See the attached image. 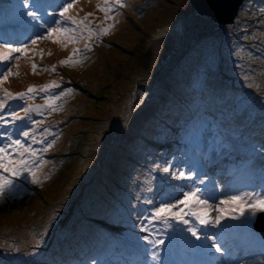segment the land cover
<instances>
[{
	"label": "rangeland",
	"instance_id": "obj_1",
	"mask_svg": "<svg viewBox=\"0 0 264 264\" xmlns=\"http://www.w3.org/2000/svg\"><path fill=\"white\" fill-rule=\"evenodd\" d=\"M63 2H40L43 5L40 26L29 22L31 18L24 14L11 23H0L5 36L8 28L16 33L19 29L29 32L19 36L21 40L0 37V43L30 45L27 56L21 55L17 62L19 67L13 68L19 76H10L0 88L18 93L30 85L36 86L37 94L28 100L31 105L39 101L36 98L43 100L46 95L74 89L55 101L56 111L41 112L48 113L47 129L56 134L45 135L48 140L55 138V144L40 153L45 161H50L37 173L41 183L25 182L30 187L22 195L0 202V253L4 252L7 263L93 264L89 262L91 259L83 262L82 250L87 247L89 253L102 245L99 252L105 253L109 247L114 250L109 256L102 253V261L97 264H264V237L254 225L248 231L235 220L223 221L220 228L202 229L207 235L217 236V243L225 249L223 254L215 249L196 248L194 245H208L210 241H195L181 230L185 226L175 222L166 232L163 224L153 225L167 236L157 261L151 260L144 251L148 246L138 239L145 233L125 231L127 239L117 234V242L109 236L111 229L117 231L121 223L139 228L143 219L138 213L146 217L161 202L174 203L188 190L185 185L205 189L213 204H220L230 195L264 192V172L260 176L259 170L251 174L249 167L251 163L256 168L264 165L261 159L264 155L251 157L262 150L249 146L244 135L237 136L253 120V113L246 112L253 108L239 109V102L242 97L252 101L264 97V80L240 77L236 84L222 73L225 64L234 68V74L239 65L240 60L235 58L242 54L241 50L224 45L221 39L237 32L239 22L223 28L210 14L199 12L191 0H124L126 6L119 9V15L112 11L108 15L114 19H105V13L98 7L104 6L103 0H80L69 15L80 20L92 13L85 19V25L99 28L114 25L108 34L93 35L90 40L68 43L67 47L54 42L55 37L37 40L32 45L31 39L45 34L47 26H55L53 22L60 19L59 6ZM263 3L264 0L253 1L243 8L256 10ZM245 12L253 18L254 13L246 9ZM259 19L264 21L263 15ZM61 26H65L63 22ZM66 26L75 27L70 22ZM249 26H254L253 20L245 24L241 33ZM263 28L264 25L260 26ZM251 40V47L256 48L253 52L260 55L254 63L264 64V54L257 49L264 46V34L251 33ZM86 44L90 50L85 48ZM73 49L81 51L73 55ZM70 56L83 63L60 64ZM33 63L38 65L35 74ZM53 66L56 71H51ZM180 79L184 81L177 82ZM52 81L61 88L39 92L41 86ZM169 81L174 83L170 87L166 85ZM214 85L220 87L219 101L198 98L199 102L206 100V105L210 103L212 109L206 106L196 118L189 121L186 116H178V109H170L178 96L189 98L200 87L207 88L203 91L207 95ZM225 102L228 105L224 106ZM161 112L166 116L163 121ZM196 120L200 121L199 126ZM255 122L260 123L256 119ZM166 126L168 129H161ZM43 130L33 134L36 140L42 139ZM0 131L9 129L0 127ZM123 131L127 134L124 138ZM179 131H185L187 136L183 137ZM247 136L250 140L256 137ZM4 143L7 140L0 138V145ZM121 146L124 150L117 158V148ZM33 147L39 149L44 145L33 143ZM165 167L170 168L169 173H164ZM178 171H195L196 176L191 181L172 179L171 173ZM152 172L158 174L150 180ZM201 179L205 181L203 184L199 183ZM121 185H126L127 190ZM136 190L145 192V200L139 205L132 200L137 208L135 215L129 218V213H118L117 206L120 209L128 206L137 197ZM220 207L238 211L234 205L220 204ZM261 219L264 222V216ZM136 249L127 259L121 255ZM228 257L232 258L230 262ZM4 263L0 260V264Z\"/></svg>",
	"mask_w": 264,
	"mask_h": 264
},
{
	"label": "snow or ice",
	"instance_id": "obj_2",
	"mask_svg": "<svg viewBox=\"0 0 264 264\" xmlns=\"http://www.w3.org/2000/svg\"><path fill=\"white\" fill-rule=\"evenodd\" d=\"M80 2V0H64L59 6L58 16L60 19L54 20L55 26H47L46 33L43 35H37L34 39H31V44L35 45L37 40L55 37L54 42L61 43L67 47L68 43H76L78 40L88 39L90 40L93 35H106L109 30L114 27L110 24L107 27L99 28V26L92 27L90 24L85 25L84 21L87 16H91L92 13H88L84 18L77 20L74 16L69 15L71 10ZM103 7L100 11L105 13V19H114V17L108 15L112 11H116L119 15V9L125 7L124 0H103ZM113 5L116 8H113ZM21 6L27 9L23 14L24 16L31 18L29 22H35L38 26L41 25L42 16L40 9L43 5L40 0H22ZM51 15L50 13H46ZM62 22L65 26H61ZM70 22L75 27H67V23ZM87 33V36L84 33ZM30 45L24 43L20 46H14L11 43H0V86L8 81L10 76H19V72H13V68H18L17 63L21 59V55L27 56ZM85 48L90 50V45H85ZM81 49H73V55L79 53ZM83 63L82 60H73L70 56L67 59L61 60V65L75 66ZM38 65L32 64V71L35 74ZM47 70V69H46ZM51 71H56L55 66ZM61 88V85L52 81L49 84L43 85L39 88V92L48 93L50 89ZM36 86H29L26 91L12 93L7 89L0 88V127H8L15 125L16 122H28L29 126L20 130L17 137L9 132L0 131V138L6 139L7 143L0 145V202H4L9 198H15L20 191H22V181L32 184L41 183L37 176L43 164L50 163L45 161L40 153L47 152L55 144V138L48 140L45 136V132L48 135L55 137V133H52L50 129H44L40 132L42 139L36 140L33 133L37 131L36 126L42 125L43 120H34L32 118L33 112H40L41 108H47L51 111H56L54 106L55 101L59 100L62 96L72 93L74 89L67 88L61 90L58 94L46 95L45 105L33 106L28 104V100L32 99L37 94ZM21 101L22 106L19 110H13L10 106L11 101ZM23 112L24 115H20ZM42 114V113H41ZM27 141V142H26ZM33 143L44 145L43 148H34ZM164 173H169L170 168L165 167ZM196 176V172L186 173L184 171L172 172L171 178L178 180H193ZM205 181L201 179L200 184ZM187 191L181 193V198L174 203L161 202L149 216L143 217L139 225L141 232L145 233L138 239L142 240L148 247L144 249L146 253L150 255L151 260L157 261L159 259V253L161 246L166 242L167 236L162 231L157 230L153 225L155 223L163 224L164 232L167 229L173 227V222L183 225L181 230L187 232L194 238L195 241H210V244L205 245L203 243L194 245L196 248L201 249H215L216 253H221L225 249L220 243H217L216 235H207L202 229L206 228H220L223 225V221L235 220L240 221L239 227L245 230L251 231L255 223L258 214H264V192H243L242 194L230 195L225 200H221L220 204L234 205L235 209H224L220 207V204H213L212 198L205 195V189L199 185L188 186ZM152 203L151 200L147 201ZM217 211L219 214L212 216L211 213ZM146 221V223L144 222ZM195 221L200 227H197L193 223ZM231 227V225H229ZM94 264V262H93Z\"/></svg>",
	"mask_w": 264,
	"mask_h": 264
},
{
	"label": "trees",
	"instance_id": "obj_3",
	"mask_svg": "<svg viewBox=\"0 0 264 264\" xmlns=\"http://www.w3.org/2000/svg\"><path fill=\"white\" fill-rule=\"evenodd\" d=\"M253 1H259V0H250V1L249 0H243L241 5H240L239 12L237 13V16H236L234 22L221 24L224 28L225 25L234 24V23L239 22L238 27H237V32H234L231 37H230V34L228 37H226V36L221 37L224 45L231 44L234 49H239V50H241V52H239V53H242L240 56H237L235 58L236 59L235 61L240 60L239 65H237V68L235 69L236 70L235 74L233 73L234 68H229L227 66V64H225L223 66V69H222V73L226 74L228 77L234 79L236 84L238 83L237 79H239L240 77L243 78V80L246 79V77H253V78L259 77L260 79L264 80V64L258 65V63L257 64L254 63V61H257L260 58V55L255 54L253 51L256 50V48L251 47V45H253L252 40H251V33H253V35H256V32L260 31L261 34H264V28L260 29V26L264 25V21L259 19L262 15L264 17V3L261 6H258L256 10L254 8H251V9L243 8L244 6H247L248 3L253 2ZM19 4H22V0H0V22H3V21L10 22L16 18V13H23L27 10V9H24L23 7L20 8ZM245 9L247 11H249L250 14L254 13L252 15L254 19L251 18L250 16H248V14H246ZM241 19H243L242 22H240ZM250 20H253L254 26H249V27L245 28L244 31H242L243 33H241L240 30L243 27H245V24ZM218 23H220V22H218ZM252 30L254 32H252ZM257 49L258 50L261 49V51L264 54V46L263 45H259V47H257ZM228 65H230V64H228ZM1 67L2 66H0V69H1ZM180 81L183 82L184 79H180L177 82H180ZM171 84H174V83L169 81V83H167L166 85L170 87ZM192 85L196 86L197 83H193ZM219 88H220L219 86H215V85L212 86L211 88H209V94L206 95V94H203V91L206 90L207 88L200 87V88L196 89L197 92L191 94V96L189 98L188 97L183 98L182 96H178V98L175 99L173 102V107H171L170 109H176V110L178 109L177 114L181 118L184 116H186L188 118H196L199 111L203 110L206 106H208V108H212L211 107L212 105H210V103H209V105H206V103H205L206 100H204V101L201 100L202 102H199L200 100H197V99L198 98H206L207 99L209 97H211L212 99L213 98L218 99V98H220V95H219L220 93L218 92ZM203 95H206V96H203ZM212 96H214V97H212ZM216 101H219V99ZM28 104H30L29 101H28ZM226 104L228 105V103L225 102L224 106ZM10 106L13 110H19L20 107L22 106V102L18 101V100L17 101H11ZM243 107H246V108L252 107L253 108V109H247L246 110L247 113H253V118H251L253 120L251 121L252 122L251 125L250 126L247 125L248 128L245 131L238 133L237 136L241 137V135H244V138L247 139L249 146L256 147V148L262 150V151H260L261 153L257 152L253 156H251L253 159H255L259 155H264V150H263L264 149V97L261 96L260 98H257L256 101H252V99H250L248 97H246V98L242 97L240 102H239V109H241ZM45 114L46 113H43V114L37 113V112L32 113V118L34 120H43L44 121V123L42 125L36 126L37 130L38 129H47L48 125L46 123ZM20 115L23 116L24 113L20 112ZM46 115H48V113ZM160 115H161L160 120L161 121L165 120V117H166L165 113L161 112ZM138 118L140 120V115ZM232 119L235 121H241V122L244 121L243 119H237L235 117H232ZM255 119L260 121V123L255 122ZM199 122L200 121H198V120L195 121L196 126L200 125ZM236 125L237 124H235V126ZM242 125H244V124H242ZM28 126H29L28 122H16L15 125L8 126L7 128L9 129V133L12 132V135L15 138L19 135L20 130H22L23 128L28 127ZM159 127H161V126H159ZM168 127L169 126H166L164 128H161V129L165 130V129H168ZM179 133H180V131H179ZM185 133H186L185 131L181 132V134L184 135L183 137L187 136ZM33 134H35V133H33ZM44 134L46 135L48 133L45 132ZM248 134L255 135L258 139L255 137L254 139L250 140V137L247 136ZM126 135L127 134L125 131H123L121 134L122 138H124ZM155 141H158V139H155ZM123 150H124V148L122 146H121V148H117V158ZM261 159L264 160V156H262ZM249 167H250L251 174L256 172L257 170H259L260 174L259 175L256 174V175L260 176L264 172V165L262 167L256 168V167H253L252 163H251ZM152 173H153V176L151 177L150 180L154 179L156 174H158V173H154V172H152ZM140 182L143 183L144 180H142V178H141ZM21 183H22V189L23 190L20 191L17 196L22 195L24 193V191L30 187L23 181ZM121 187H123V190H127L126 185H121ZM135 193H136L137 197H135L134 199H131L128 206L126 205L125 208H121V209H120L121 206H117V210H118L117 212L118 213H120V214L129 213V218H132L135 215L137 208L136 207L134 208V206L132 204L134 202H132V200H137L138 205H139V203H141L142 201L145 200V198L143 196V195H145V192L142 194L139 192V190H136ZM122 207H124V206H122ZM138 216L140 219H143V217H144V215H142L141 213H138ZM121 224H119L121 227L117 228V231L114 229H111L113 231L110 232L109 236L113 242H117V234H120L124 240L127 239L126 236L124 235L125 231L134 232V233L136 232L137 234L138 233L140 234V232H141V231H139L140 230L139 228L133 229L132 223H129V225L122 224V225H124V227H122ZM136 229H139V230H136ZM121 230L123 232H120ZM141 233H143V232H141ZM94 242H95V240L93 242H91L92 246H93ZM95 247H97V246H95ZM95 247L93 250H91L89 252L90 254L87 253V251H88L87 247H85V249L82 250L81 259L83 260V262H87L89 259H91V260H89V262H95L97 264V262L102 261L100 256L102 255L103 252L102 251L99 252L101 250V249L99 250V248H102V245L98 246V249ZM108 249L109 250L107 252L103 253V254H106V256H109L110 253L114 250V248H110V247ZM44 250L45 249H41V252ZM137 251L138 250L136 249L132 252L125 253L124 255L129 257L131 254H134ZM84 252H86V255ZM3 253H0V260L3 263L5 261L4 264H10V263H7L8 259L3 257V255H2ZM76 259H79V258L76 257Z\"/></svg>",
	"mask_w": 264,
	"mask_h": 264
},
{
	"label": "water",
	"instance_id": "obj_4",
	"mask_svg": "<svg viewBox=\"0 0 264 264\" xmlns=\"http://www.w3.org/2000/svg\"><path fill=\"white\" fill-rule=\"evenodd\" d=\"M199 12L210 14L216 21L220 23L233 22L239 12L240 5L243 0H191ZM46 102L37 101L33 106L45 105ZM40 110H47L41 108ZM264 214H258L254 223L255 228L264 234V223L261 217ZM262 221V222H261Z\"/></svg>",
	"mask_w": 264,
	"mask_h": 264
},
{
	"label": "bare ground",
	"instance_id": "obj_5",
	"mask_svg": "<svg viewBox=\"0 0 264 264\" xmlns=\"http://www.w3.org/2000/svg\"><path fill=\"white\" fill-rule=\"evenodd\" d=\"M123 143H124V142H123ZM215 161H217V159H216V158L214 159V164H215Z\"/></svg>",
	"mask_w": 264,
	"mask_h": 264
}]
</instances>
